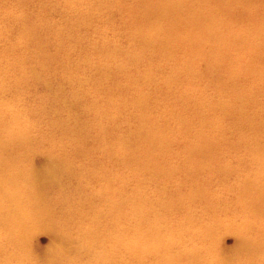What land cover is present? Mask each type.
I'll use <instances>...</instances> for the list:
<instances>
[{"label": "bare ground", "instance_id": "6f19581e", "mask_svg": "<svg viewBox=\"0 0 264 264\" xmlns=\"http://www.w3.org/2000/svg\"><path fill=\"white\" fill-rule=\"evenodd\" d=\"M7 1L9 0H0V263L19 264L22 257L25 258L24 264L34 262L33 255L26 252L28 249L26 239L34 232L33 229L34 227L36 229V226L45 227L53 235V245L49 257L45 259V264L195 263L200 252L197 246H187L183 253L175 250L171 241L172 237L167 239L163 236L161 224L166 207L178 206L184 213L182 220L192 219L183 205L192 199L189 192L164 199L167 197L165 192L158 196L156 202L149 204L151 206L160 203V210L154 206L146 209L147 198L139 196L138 192L128 185L124 173L116 172L114 167L107 166L100 159L88 160L97 150H100V155L104 153L110 163H112L111 159L121 157L123 166L141 170V173L145 175L148 169L157 167L156 178L159 180L179 170V166L173 162L179 158L180 153L164 145L163 138L158 134L155 115L158 105L150 103L143 91L136 89L133 96L135 107L129 112L123 106L125 102L129 104L127 101L132 102V100L122 90L123 82L118 79L119 74L122 73L120 67L102 68L107 70L104 76H114L112 83L117 82L113 86L121 89L119 97L123 100V105L115 109L122 114L119 122L114 121L113 117L105 112H102L101 118L98 105L96 106L93 101L81 105L78 104V100L70 102L56 92V94L51 93V96L54 97L58 107L55 105L45 107L48 102H43V108H45L43 114L48 113L51 117H55L49 121L51 137L43 136L41 140L33 141L25 137L22 130L14 129V125H20L24 118L27 121L29 114L33 113V110L25 107V103L24 106L21 105V97L16 101L6 100V97H19L31 93L30 81L24 80L25 76L21 74L28 67L29 61L22 58L28 47L25 46V38L20 42L21 37L24 36L25 24L30 20L19 10L23 5L21 2L12 0V6L16 3L18 6L10 10L6 7ZM139 1L138 8L143 10V13L140 14L135 10L138 15L134 17L140 19L157 15L162 18L154 25L152 24L156 34L154 33L149 39L156 40V35L163 33L168 43L179 36H183L181 38L190 43L195 36L201 44L203 41L200 38L205 36L216 41L218 46L215 52L219 58L209 61L208 54H204L202 50L196 53L203 59L200 62L199 71L208 77L211 83L218 84L220 95L227 96V99L210 104L211 115L208 117H202L197 109L189 106L182 107L180 111L172 107L170 112L178 115L181 130L189 138L188 154L191 157L201 153L207 154L211 145L216 142V138L232 136L244 144V153L239 160L237 159L239 162L235 169V171L244 170L243 181H240L241 184L237 186L227 183L225 188L227 192L239 191L240 205L247 213L264 217L262 121L258 120L259 116L256 112H248L247 94L243 90L239 92L240 87L235 85L238 79L244 77L243 74L253 73L259 81V86L249 85L252 88L251 98L257 100L264 94V69L255 61L256 55L264 53V29H262L264 15L254 17L253 14H249L254 19L248 18L245 11V9L258 7L259 3H256L257 0H191L189 4L183 3L185 11L183 15L178 14V19L172 17L169 21L168 12L174 8V5L168 2L169 0ZM195 3L199 7H196ZM233 5H238L244 10L232 15ZM261 7L264 8L263 0L259 8ZM163 13L164 15H161ZM245 18L253 21L256 19L255 23L258 27L247 26L239 29L237 24ZM6 22H8L7 25H5ZM59 32L49 37V40L67 51V45L62 40L63 35L58 34ZM139 33L144 36L145 29H141ZM147 37L148 34L144 36V40H148ZM159 38L164 40L162 35H159ZM47 43L53 45L50 42ZM162 44L165 51L166 46ZM54 53L60 54L57 50H54ZM38 56L43 59L42 56ZM54 56L58 58L59 55ZM60 56L64 60L58 62L57 68L60 71L61 65L64 66L65 69L62 71L65 74L70 73L71 81L74 83L73 91L78 90L81 88L83 77L79 73H74L77 66L71 63L70 56H67V59L64 55ZM139 57H141L140 54L136 55L135 60ZM242 60L246 63V68ZM250 60L255 61L256 64H251ZM193 74L195 75L194 71ZM31 76L35 81L42 82L45 89L53 87L49 78L43 76L41 70L33 69ZM188 77L191 82V77ZM190 82L188 86H191ZM144 83L153 84V77L148 75ZM56 90L62 91L61 87ZM112 101L114 100H108L109 103ZM113 105L112 102V108H114ZM74 107L79 108L80 114L72 117L69 110ZM256 108L264 109V105L255 103L253 110ZM61 109L67 111V115H61ZM130 115L139 117L141 121L139 128L136 131L125 132L123 137L115 136V128L130 122ZM191 115L201 116L194 120V123L202 122L201 127H193ZM107 120L109 124L106 123ZM220 140L218 139L219 142ZM174 141L175 139H169L166 142L173 144ZM251 144H254L253 148L249 147ZM15 147L19 150H14ZM227 147L230 154L233 146ZM36 154L47 155L51 157V160L39 166L32 161L29 165H25V160L30 161V158ZM71 156H76L80 162H74L69 158ZM255 162L261 163L259 168L252 167ZM158 163H165V167L156 166ZM200 166L202 164L191 163L189 170L200 169ZM144 183L146 179L140 184V188ZM38 188H44L50 197L51 191H58L59 202L52 205L41 202L36 197ZM85 188H89L91 193L82 201L78 194ZM197 189L196 186L192 191ZM132 196H134L133 203L130 202ZM94 199L98 202H93ZM213 200L214 208L221 206V195ZM225 201L224 203L227 204L230 200ZM88 203L91 204L87 206ZM131 206L134 211L142 215L140 224L143 226H133L125 221L131 216L129 212ZM103 211L105 226H97L96 224L102 219ZM259 222L261 223L257 226L245 222L244 226L237 227L243 230H238L236 227L229 228L237 234V244L231 251L219 250L225 262H233L232 253L235 254L238 250L246 254L251 252L252 248L259 251L264 247V220ZM255 226L256 228L252 231L248 230L249 227ZM205 227L199 225L194 230L200 241L204 243L217 236L214 235L217 231L213 226L208 229ZM244 231L257 232L261 242L254 248L244 240L246 237L240 234ZM246 236L251 237L249 233ZM81 254L89 256L84 263L81 262L83 259ZM131 256L135 258L134 263H130ZM261 258L264 256L262 255ZM261 264L264 262L261 261Z\"/></svg>", "mask_w": 264, "mask_h": 264}, {"label": "rangeland", "instance_id": "374dc122", "mask_svg": "<svg viewBox=\"0 0 264 264\" xmlns=\"http://www.w3.org/2000/svg\"><path fill=\"white\" fill-rule=\"evenodd\" d=\"M153 1L159 2L162 0ZM18 2L23 4L19 8L20 12L30 20L29 23L25 24L24 36L21 37L20 42L25 38L24 43L28 47L22 57L29 61L28 67L21 74L25 76L24 80L30 81L31 93L19 97L9 95L10 97H6V100L16 101L21 97V105L24 106L25 103V107L33 110V113L29 114L28 123V120L26 121V118H24L21 120V126L14 125V129L22 130L24 136L33 141L41 140L43 136L51 137L49 121L55 117H51L48 113L43 114L45 109L43 108V102H48L45 107L47 105L58 107L54 102V97L51 96V93L56 94V92L70 102L78 100V104L81 105L93 101L96 106L98 105L100 116L102 112H105L107 115H111L114 121L119 122L122 119V114L121 111L115 109L123 105V100L119 97L121 89L113 86L117 82L112 83L114 76H104L107 70H102V68L120 67L122 73L119 74L118 79L123 82L122 90L132 100V102L127 101L129 104L125 102L123 106L129 112L135 107L136 103H133V96L136 89H141L150 103L158 105L155 113L158 134L163 138L164 145L180 153L179 158L173 162L179 166V170L169 173L168 176L159 180L156 178L157 167L151 168V170L148 169L145 175V173H141V170L123 166L121 157L111 159L112 163H110L104 153L100 155V150H97L88 160L100 159L107 166L114 167L116 172L124 173L128 185L135 189L139 196L147 198L146 209L154 206V208L160 210V203L151 206L149 204L156 202L158 196L165 192L167 197L164 199H169L173 195H181L183 192H189L192 199L183 205L191 214L192 219L182 220L184 213L178 206L166 207L161 224L163 236L167 239L170 236L172 237L171 241L175 246V250L183 253L187 246H197L200 252H198V260L193 264H221L222 262L224 264H261V261L264 262V258H261L262 255L264 256V247L259 251L252 248L251 252L246 254L238 250L235 254L232 253L234 261L229 263L225 262L223 256L219 253V250L231 251L236 247L237 234L234 230L229 229L230 227H242L246 224L245 222L257 226L261 223L259 221L264 220V217L253 216L244 210L240 205L239 191L227 192V188H225L227 183L237 186L239 183L241 184L240 181H243L244 170L238 169L235 171V169L239 162L237 159L239 160L241 154L244 153V144L232 136L216 138V142L211 145L207 154L201 153V155L191 157L188 154L189 138L181 130L182 126L178 122V115L170 112L172 107L178 108L177 111H180L182 107L189 106L197 109L202 117H208L211 115L209 113L210 104H216L221 99H227V96L222 97L220 95L218 84L211 83V80L199 71L200 62L203 59L199 58L196 53L202 50L204 54H208L209 61L219 58L215 52L218 46H216V41L208 36L199 37L203 41L201 44L195 36L190 43L188 40L182 39L183 36H179L168 43L167 37L163 33L156 35V40L149 39L154 33L156 34L152 28L153 25L162 18L157 15L140 19L134 17V15H138L135 10L140 14L143 13V10L138 8L139 0H18ZM168 2L174 5V8L168 12L170 21L172 17L178 19V14L183 15L185 12L183 3L189 4L191 0H169ZM261 2L262 0L256 1L259 6ZM12 3V0L6 3V7L10 10L18 6L17 3L12 6ZM195 5L199 7L197 3ZM259 6L245 9L247 17L254 19L257 15H264V8H259ZM232 8V15L239 14L244 10L239 8L238 5H233ZM249 14H253L254 17H250ZM161 15H164V13ZM248 18L239 22L237 27L242 29L247 26H257L256 19L253 21ZM7 24L8 22L5 25ZM141 29H145L144 36L148 34V40H144L143 34L139 33ZM262 29H264V21ZM57 32L63 35L62 40L67 45V51L49 40V37ZM159 35L164 37L163 41L159 38ZM47 42L53 45H48ZM162 43L166 46L165 51ZM54 50H57L60 54L54 53ZM167 52L170 53L165 55ZM139 54L141 55L140 59L135 60V56ZM38 55L42 56L43 59ZM54 55L59 56L55 58ZM60 55H64L66 59L67 56H70L71 63L77 66L74 73H79L83 77L81 88H78V90L73 91L75 89L74 83L71 81L70 73L65 74L62 71V69H65L64 66L61 65L60 71L57 68L59 67L58 62L64 60ZM252 58L254 59V57ZM256 58V63L264 69V53L256 55ZM48 59H50L49 62ZM255 61L250 60L249 62L256 64ZM133 62L135 63L133 64ZM243 66L246 68L244 61ZM33 69L41 70L43 76L49 78L48 80L53 87L45 89L42 82L32 79ZM148 75L153 77V84L144 83V79ZM243 75L244 77L238 79L235 85L240 87L239 92L243 90L247 94L248 112L258 114V120L261 119L264 132V109L256 108L253 110L255 103L264 105V94L260 95L257 100H253L250 96L252 88L249 85L252 84L253 87H258L259 81L256 80L257 77L253 73ZM188 76L191 77V82ZM189 82L191 86H188ZM59 87L62 91L56 90ZM109 99L114 100L112 101L114 108L111 107L112 102H108ZM69 112L72 117L80 114L78 107L72 108ZM63 114L67 115V111L61 109V115ZM200 115H191L193 127H201L202 122L194 123L196 118L201 117ZM106 123L109 124L110 122L107 120ZM140 123L141 121L137 115H130V122L116 127L114 134L117 137H123L125 132L136 131ZM169 139H175L174 143L166 142ZM218 139H221L220 142ZM99 144L101 145V143ZM229 145L233 146V151L230 154L227 149ZM249 147L253 148L254 144L249 145ZM14 150L18 151L19 148L15 147ZM50 158L47 155L36 154L30 158V161L25 160V165H29L32 161L39 166L45 161L51 160ZM69 158L76 163L80 162L76 156ZM191 163L202 164V166H200V169L190 171ZM260 164L255 162L252 167L259 168ZM156 166L165 167V163H158ZM145 179L146 183L140 188V184ZM224 181L226 182L224 183ZM196 186L198 189L192 191ZM50 193L51 197L45 192L44 188H38L36 197L41 202H48L51 205L59 202L57 199L60 196L58 191H51ZM90 193L91 190L85 188L78 195L84 201V197ZM219 195H221L222 201L220 203L222 204L216 209L213 207V199ZM33 199L38 201L36 198ZM225 200L230 201L226 204L224 203ZM133 201L134 196L131 197L130 202L133 203ZM93 202H98V200L94 199ZM91 203H88L87 206ZM129 212L131 216L127 220L123 217L127 224L143 226L140 224L142 215L134 211L132 206L129 208ZM103 220H105L104 211L102 219L96 225L105 226ZM192 224L194 225L190 231ZM199 225L206 226L207 229L213 226L217 231V234L214 235L217 236L209 242H201L194 233ZM256 226L249 227L248 230L252 231ZM205 228L202 230L201 235H203ZM33 231L26 239V248H28L26 252L34 257V262L29 264H45V259H47V256L49 257L54 241L52 232L43 226H36ZM241 233L242 236L246 237L244 240L254 248L261 242L257 232L244 231ZM248 233L251 235L250 238L246 236ZM81 257L83 258L81 262L84 263L89 256H82L81 254ZM24 259L22 257L19 264H24ZM129 260L130 263L135 262V258L132 256L129 257Z\"/></svg>", "mask_w": 264, "mask_h": 264}]
</instances>
